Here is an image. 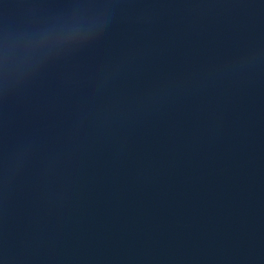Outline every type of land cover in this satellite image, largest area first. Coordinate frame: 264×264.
I'll return each instance as SVG.
<instances>
[{
  "label": "water",
  "instance_id": "1",
  "mask_svg": "<svg viewBox=\"0 0 264 264\" xmlns=\"http://www.w3.org/2000/svg\"><path fill=\"white\" fill-rule=\"evenodd\" d=\"M0 264H264V0H0Z\"/></svg>",
  "mask_w": 264,
  "mask_h": 264
}]
</instances>
